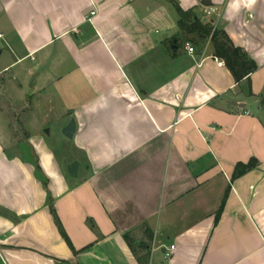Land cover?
Segmentation results:
<instances>
[{
	"label": "crops",
	"instance_id": "crops-1",
	"mask_svg": "<svg viewBox=\"0 0 264 264\" xmlns=\"http://www.w3.org/2000/svg\"><path fill=\"white\" fill-rule=\"evenodd\" d=\"M0 34V264H264V0H0Z\"/></svg>",
	"mask_w": 264,
	"mask_h": 264
},
{
	"label": "trees",
	"instance_id": "trees-1",
	"mask_svg": "<svg viewBox=\"0 0 264 264\" xmlns=\"http://www.w3.org/2000/svg\"><path fill=\"white\" fill-rule=\"evenodd\" d=\"M177 13L180 16L179 26L185 32L202 36H210V43L213 48V57L221 60L225 67L232 74L235 82L250 76L255 70L256 65L247 57L243 50L235 47L228 36L220 31H212L211 27L203 26L191 12H182L177 9ZM257 166V161L251 160L246 165L237 164L232 175V180L241 177L248 171L254 169ZM46 186V184H44ZM224 202L221 204L219 212L217 213L216 219H218L220 212L223 208ZM57 225L61 235L65 237L60 224L57 221ZM66 241L68 242L67 238ZM69 243V242H68Z\"/></svg>",
	"mask_w": 264,
	"mask_h": 264
},
{
	"label": "rangeland",
	"instance_id": "rangeland-1",
	"mask_svg": "<svg viewBox=\"0 0 264 264\" xmlns=\"http://www.w3.org/2000/svg\"><path fill=\"white\" fill-rule=\"evenodd\" d=\"M1 46H2V44L0 42V49L2 48ZM7 63H9V60H8V56L6 55V51H5L4 54H3V56L0 57V66H3L5 64H7ZM9 80H10L9 78L8 79L7 78H3L1 80V82H0V107L2 106V102H3V105L6 104L9 107L11 105V103L13 101H15L16 98H17V97L15 98V95L13 93L14 92V89L11 88V86L9 84ZM15 85H16V83L14 82V87H15ZM8 109H4V108L1 109L3 112L6 113V115L4 116V117H6V118H4L5 119V122H7V124H9V122L19 124V126L16 124L17 125V127H16L17 133L15 134V137L16 138L17 137L18 138H21L22 135H23V130H22L23 129V126H22V123L24 122V119H23L24 117L21 114V110H20V108H18V109H12L10 111ZM9 112L11 113L10 115L13 114V118L14 119H12V121L10 119ZM10 126H11V124H10ZM45 131H49V127H46L44 129V132ZM44 134L46 135V133H44Z\"/></svg>",
	"mask_w": 264,
	"mask_h": 264
},
{
	"label": "water",
	"instance_id": "water-1",
	"mask_svg": "<svg viewBox=\"0 0 264 264\" xmlns=\"http://www.w3.org/2000/svg\"><path fill=\"white\" fill-rule=\"evenodd\" d=\"M47 133V132H46ZM75 133V123L74 120L71 118L69 123L61 130V134L67 138L71 139ZM77 168L78 164L73 162L67 168V174L69 177H76L77 175Z\"/></svg>",
	"mask_w": 264,
	"mask_h": 264
},
{
	"label": "built area",
	"instance_id": "built-area-1",
	"mask_svg": "<svg viewBox=\"0 0 264 264\" xmlns=\"http://www.w3.org/2000/svg\"><path fill=\"white\" fill-rule=\"evenodd\" d=\"M216 12V10L215 9H213V8H209L208 10H207V12H206V14L207 15H210V14H213V13H215ZM94 14H95V12H92L91 13V16H94ZM88 21H90V19H88ZM2 39V35L0 34V40ZM185 49H186V51H187V53L188 54H193V48L189 45V44H186L185 45ZM219 64H223V62H219ZM171 249H173V247H171ZM166 255V257H169V255L170 254H165Z\"/></svg>",
	"mask_w": 264,
	"mask_h": 264
}]
</instances>
